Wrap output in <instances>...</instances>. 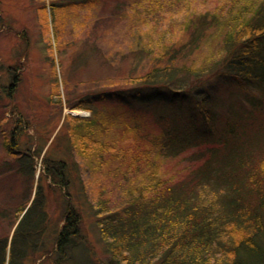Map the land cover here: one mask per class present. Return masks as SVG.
Listing matches in <instances>:
<instances>
[{"label":"trees","instance_id":"16d2710c","mask_svg":"<svg viewBox=\"0 0 264 264\" xmlns=\"http://www.w3.org/2000/svg\"><path fill=\"white\" fill-rule=\"evenodd\" d=\"M102 1L52 0V21L57 27L54 12L59 9L85 7L96 16L93 10ZM260 1L250 3L245 10L251 11L249 16L241 9L237 18H245L240 27L229 28L221 42L222 55L207 65L189 67L179 64V57L188 58L205 31L222 21L224 15L217 11L198 14L190 38L163 44L155 56L146 33L133 49L141 51L137 64L145 58L141 67H147L145 71L132 74L136 64L130 74L118 75L121 78L74 104L68 102L69 108H87L90 117H99L92 123L89 117L68 114L70 121L87 122L95 130L97 120L105 134L115 130L122 138L133 135L139 152L126 161V174L145 169L140 183L127 191L131 200L122 209H110L108 199L99 200L95 208L108 264H264V0ZM174 2L121 0L108 16L144 29L154 26ZM112 59L118 68L119 59ZM13 85L12 81L5 91L10 93ZM108 106L110 114L102 117L100 108ZM9 143L13 148L15 142ZM117 148L112 158L124 161V146ZM114 149L113 142L104 143L99 157ZM150 153L163 159L188 154L185 160L191 166L181 177L163 174L149 160ZM47 160L43 159L40 177L49 188H64V162ZM28 161L33 180L34 161L30 156ZM31 183L18 205L0 210L8 227L18 220L11 237L8 229L0 234V264L46 260L51 253L55 264H63L73 247L86 243L79 228L80 212L67 200L62 222L59 218L61 223L48 233L43 190L39 184L33 189Z\"/></svg>","mask_w":264,"mask_h":264},{"label":"rangeland","instance_id":"374dc122","mask_svg":"<svg viewBox=\"0 0 264 264\" xmlns=\"http://www.w3.org/2000/svg\"><path fill=\"white\" fill-rule=\"evenodd\" d=\"M51 1L0 0V210L18 205L31 181L33 189L39 184L45 197L48 233H52L56 222H62L68 202L80 212L79 228L86 243H79L77 249L73 247L63 264H108L110 258L98 237L95 208L101 199L109 200L110 209H120L127 204L131 200L127 191L140 183V174L145 169H130L126 174V161L139 152V148L133 147V135L122 138L115 130L105 134L98 129L97 120L94 121L98 125L95 130L87 122L70 121L68 114L89 117L92 123L99 117H90L91 111L87 108H69L68 102L74 104L84 94L130 74L141 53L133 49L143 41L146 33L155 56L163 44L185 42L190 38L198 14L217 11L224 15L222 21L205 31L188 58L179 57V64L189 67L207 65L222 55L221 42L229 28L240 27L245 16L251 14L248 12L250 3L261 1L239 0L231 7L234 0H173L174 4L161 14L156 25L144 29L136 28L130 20L109 18L113 5L121 0H103L104 4L93 10L96 16H91V11L85 7L56 10V27L52 21ZM242 8L248 13L245 11L247 15L239 20L237 14ZM131 23L134 24L130 26ZM226 23H231V27ZM112 56L119 59L118 68L113 67ZM145 64L144 58L132 74L145 71L147 67L141 68ZM12 81L13 89L7 93L5 88ZM107 108L110 106L100 108L102 117L110 114ZM108 141L115 144V149L101 158L99 151ZM9 142L16 144L12 148L7 145ZM119 145H123L125 151H122L124 161L121 162L112 158L119 152ZM23 153L28 154L21 157ZM29 156L34 161L33 180H30ZM186 156L188 154L163 159L150 153L149 160H154L163 174L181 177L184 168L191 166ZM43 159L45 162L48 159L49 163H53L52 160L64 162L67 177L64 188H49L46 180L40 177L44 170ZM123 172L126 177L121 176ZM159 176L164 178L162 174ZM17 221L8 227L1 216L0 234L8 229L11 237ZM75 237L79 239L80 235ZM42 259H32L27 264H55V254Z\"/></svg>","mask_w":264,"mask_h":264},{"label":"bare ground","instance_id":"6f19581e","mask_svg":"<svg viewBox=\"0 0 264 264\" xmlns=\"http://www.w3.org/2000/svg\"><path fill=\"white\" fill-rule=\"evenodd\" d=\"M74 112H77L76 110H74Z\"/></svg>","mask_w":264,"mask_h":264}]
</instances>
